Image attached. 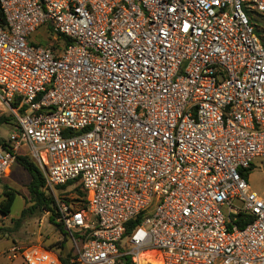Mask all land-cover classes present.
<instances>
[{"label": "built area", "instance_id": "2783aa9c", "mask_svg": "<svg viewBox=\"0 0 264 264\" xmlns=\"http://www.w3.org/2000/svg\"><path fill=\"white\" fill-rule=\"evenodd\" d=\"M253 13L264 24V0H0V179L26 148L67 264H264V202L242 177L264 159Z\"/></svg>", "mask_w": 264, "mask_h": 264}, {"label": "rangeland", "instance_id": "374dc122", "mask_svg": "<svg viewBox=\"0 0 264 264\" xmlns=\"http://www.w3.org/2000/svg\"><path fill=\"white\" fill-rule=\"evenodd\" d=\"M249 15H251L256 22L261 19V16L257 13ZM259 22L264 26L262 21ZM32 41L39 45H44V43H48L49 40L46 38L42 29L32 37ZM0 116H9L4 112L1 106ZM12 128V120L0 126V138L3 141L8 140ZM19 153L26 155L27 157L29 154L26 148H21ZM29 161L36 165L32 159L29 158ZM252 166L253 169L248 174L247 183L250 190L255 192L264 202V159H256ZM14 168L16 169L9 176H4L0 179V202L4 198V187L15 191L17 194L8 216L4 218L0 215V264H24L19 258L12 262H9L6 259L5 252L14 246L27 247L38 245L45 249L53 248L58 250L60 247L55 244L64 241V249L61 250L62 255L64 256L67 253V250L70 249V244L67 241L68 236L66 237L62 232H59L53 224L49 223L48 218L51 213L38 210L35 211L32 209V202L30 201V196L27 191L30 177L21 168ZM23 210H26V215L25 218L19 222L18 220L20 219Z\"/></svg>", "mask_w": 264, "mask_h": 264}, {"label": "trees", "instance_id": "16d2710c", "mask_svg": "<svg viewBox=\"0 0 264 264\" xmlns=\"http://www.w3.org/2000/svg\"><path fill=\"white\" fill-rule=\"evenodd\" d=\"M259 21H262V20L260 19ZM259 21L256 22L255 34L261 38V41L263 42V45H264V37H263L264 26H262ZM0 22L2 23L1 15H0ZM10 120L11 119L8 117L0 116V126L3 124H6V122H9ZM4 146H5V141H3L0 138V147H4ZM15 161L19 166L23 168L24 171L28 173V175L31 178V181L27 187V191L30 196V201L32 202V209L35 211L38 210V211H45V212L51 213V215H49V218H48L49 223L53 224L58 229L59 232H62L67 237L68 235L63 230L62 226L54 222L53 211H52V208H50L52 205V200L48 195H46L42 191L43 186H44V181H43V177L39 169L37 168V166L33 162L29 161L28 157L17 156ZM252 169H253V166H251L247 171H245L242 174V177L244 179H247L248 174ZM16 195L17 194L15 191L7 187H4V191H3L4 198L0 202V215L2 217L5 218L10 213V209H11V206L14 202ZM80 207L83 208V205ZM25 215H26V210H23L21 213L20 219L18 221L20 222L22 219H24ZM238 225L239 227L241 226L240 222L238 223ZM67 241H68V238H67ZM63 242L64 241L58 242L57 244H55V245H59L60 249L58 250L53 249V248L46 249V250L56 253L59 256L61 264H67V259L71 254V250L70 249L67 250V253L63 256L61 252V250L64 249ZM126 264H130V263L128 262Z\"/></svg>", "mask_w": 264, "mask_h": 264}, {"label": "crops", "instance_id": "0c3cea01", "mask_svg": "<svg viewBox=\"0 0 264 264\" xmlns=\"http://www.w3.org/2000/svg\"><path fill=\"white\" fill-rule=\"evenodd\" d=\"M19 156H22V157H27V156H24L23 154H20ZM14 167H19L23 170V168L21 166H19L16 162L11 166L10 168V171H9V174L5 175V176H9L16 168ZM26 172V171H25ZM27 173V172H26ZM28 174V173H27ZM30 177V176H29ZM30 181H31V178H30ZM30 183V182H29Z\"/></svg>", "mask_w": 264, "mask_h": 264}]
</instances>
